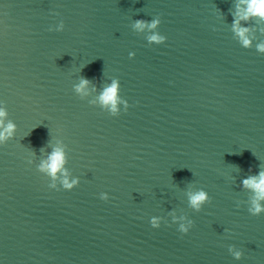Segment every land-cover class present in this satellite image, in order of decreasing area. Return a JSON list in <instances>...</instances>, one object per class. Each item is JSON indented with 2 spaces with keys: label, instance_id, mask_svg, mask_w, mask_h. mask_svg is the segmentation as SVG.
Instances as JSON below:
<instances>
[{
  "label": "water",
  "instance_id": "water-1",
  "mask_svg": "<svg viewBox=\"0 0 264 264\" xmlns=\"http://www.w3.org/2000/svg\"><path fill=\"white\" fill-rule=\"evenodd\" d=\"M234 3L0 0V101L16 124L0 144V264H264V212H247L240 185L264 167V21H240L253 45L241 47ZM156 14L166 39L148 44L131 22ZM113 76L128 101L117 115L88 103ZM53 137L71 189L35 167ZM196 187L209 195L199 211L185 194ZM170 212L192 218L187 232L149 224Z\"/></svg>",
  "mask_w": 264,
  "mask_h": 264
},
{
  "label": "clouds",
  "instance_id": "clouds-1",
  "mask_svg": "<svg viewBox=\"0 0 264 264\" xmlns=\"http://www.w3.org/2000/svg\"><path fill=\"white\" fill-rule=\"evenodd\" d=\"M218 15L221 13L218 11ZM232 19L230 22V31L233 37L238 41L241 47L247 48L252 45L251 29L248 24H241L240 21H248L251 18H256V23L259 24L264 21V0H235L233 11L231 12ZM160 24V16L156 14L149 19L135 18L131 22V27L136 31L145 30V39L148 44H160L165 41L166 36L157 29ZM64 27L63 19L56 20V23L49 24L48 29L60 31ZM151 30V31H147ZM264 32V27L258 29ZM256 52H264V39L258 40L254 44ZM133 51H129L128 55L131 57ZM90 81L87 77L81 76L78 81L71 85L73 91L81 98L89 92L88 85ZM92 90H95L96 85H91ZM99 103V106L105 110L109 115H117L120 111L126 110L128 101L120 95L119 78L113 76L107 83L103 84L97 93L95 100H89L88 103ZM7 109L3 101H0V144L6 142L13 137L16 129V124L11 119H6ZM56 143L51 145V150L46 156H43L35 167L41 173L47 175L49 187L56 188L59 186L63 189H71L79 182V177L72 175L69 178V169L65 165L66 161V145L55 137ZM31 163V156H29ZM241 187L247 189L251 195L247 198V212L251 215H258L264 212V167L258 166L255 173L249 172L247 175L240 177ZM186 199L188 206L194 211H199L202 205L209 200V195L203 187L189 188L186 190ZM108 193L100 191L98 196L100 199H107ZM237 202L236 207H239ZM170 221L165 220L161 215H150L148 217L149 224L156 228L160 226L161 221L165 223L177 222L175 224L180 233H185L193 224L191 217L184 213L179 216L170 212ZM228 253L236 260L240 259L242 251L239 247L229 243L227 245Z\"/></svg>",
  "mask_w": 264,
  "mask_h": 264
}]
</instances>
